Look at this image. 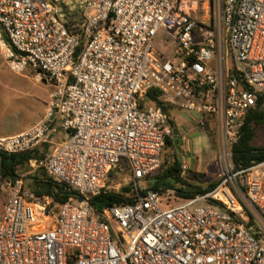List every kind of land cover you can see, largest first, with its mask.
I'll return each instance as SVG.
<instances>
[{"label": "built area", "instance_id": "2783aa9c", "mask_svg": "<svg viewBox=\"0 0 264 264\" xmlns=\"http://www.w3.org/2000/svg\"><path fill=\"white\" fill-rule=\"evenodd\" d=\"M81 4L73 33L65 0H0L3 61L50 88L42 119L0 137V153L47 145L31 167L72 194L54 206L21 178L6 181L0 264H264V161L237 171L231 151L256 95L264 99V0H218L214 29L193 16L197 0ZM159 31L172 40L169 59L153 51ZM149 91L197 128L214 123L223 172L209 193L170 205L137 188L162 166L171 133L163 111L144 103ZM116 170L129 175L132 203L95 213L90 200L109 192Z\"/></svg>", "mask_w": 264, "mask_h": 264}, {"label": "rangeland", "instance_id": "374dc122", "mask_svg": "<svg viewBox=\"0 0 264 264\" xmlns=\"http://www.w3.org/2000/svg\"><path fill=\"white\" fill-rule=\"evenodd\" d=\"M66 5L63 7V14L67 20V26L71 28L72 25L80 24L82 19V0H65ZM199 4L198 12L193 15L199 24L204 22L207 26L214 29L217 24V4L218 0H197ZM60 7L64 4H58ZM204 8V10H202ZM224 41H226L227 62L231 64V52L228 46V35L224 32ZM152 48L158 57L169 59L173 56L174 46L172 40L163 31H159L152 42ZM49 86L35 78L34 74L18 76L10 72L7 65L0 55V136H9L26 130L28 127L42 119L45 114L49 102ZM213 126L208 129L198 128L202 133L200 140L196 136L191 137L192 143L184 141H172V146L165 148L162 159L163 167L171 164L172 154L174 150H178L179 163L184 160L188 162L194 159L201 167L200 173L195 174L200 176V181L193 178V173L189 174L187 171L182 174V178L189 183H194L202 187H207L213 182L219 181V176L223 172V165L219 159V144L216 140V128ZM187 127V126H186ZM188 128H194L193 125H188ZM214 136V137H213ZM195 140V141H194ZM257 143L264 146V127L257 131ZM48 147L47 145H44ZM43 147V146H42ZM26 174L22 175L23 190L26 193L36 195L38 191L42 190L35 187L31 180L27 179L36 174L37 170L41 168L31 167ZM129 175L126 170H116L109 175L107 186L109 192L118 193L122 189L126 192H131V186L128 182ZM8 181L0 177V208L4 199L8 197V190L4 183ZM137 188L144 190L146 187V180L137 182ZM130 195V194H129ZM163 196L169 197L170 205H177L182 202L176 199L173 193H168ZM6 201V200H5ZM206 204H197L195 207H201ZM2 213V211H1ZM96 219V216H93ZM256 232L253 234L255 235ZM259 234V233H257ZM124 246L122 249L124 250Z\"/></svg>", "mask_w": 264, "mask_h": 264}, {"label": "trees", "instance_id": "16d2710c", "mask_svg": "<svg viewBox=\"0 0 264 264\" xmlns=\"http://www.w3.org/2000/svg\"><path fill=\"white\" fill-rule=\"evenodd\" d=\"M71 31H73V33L75 32V30ZM78 51L79 49H77V52ZM158 97V92L149 91L144 97V103L146 105L160 108L166 115L168 106L164 105ZM211 122L212 121H208L206 123L205 127L207 129L210 126H213ZM262 127H264V99L261 96L256 95L255 104L244 119L243 125L238 134L237 142L231 149L235 170H244L264 161V146L257 143V131ZM173 133L174 130L171 128L170 135L165 139L162 155L166 147L169 148L172 146L171 140H173ZM47 150L46 146H41L31 152L23 154L7 155L0 153V177L8 181L22 178V175L26 174L30 169V161H38L42 159ZM188 173L192 174L191 172ZM192 176L196 181H200V176L195 174ZM27 179L31 180L35 187L42 190V192L38 191L36 196L44 195L50 197L54 206L61 205L72 195L63 184H59L52 180L43 169L37 170L35 175ZM218 182L219 181L213 182L207 187L187 182L182 178L178 150H174L171 164L167 167H163L162 164L157 172L146 179V187L162 195L173 193L176 199L186 201L194 199L196 196H202L209 193ZM132 200L131 193L122 189L118 193L107 192L93 197L90 200V206L95 213H100L106 207L131 204ZM208 204L214 205L213 202H208Z\"/></svg>", "mask_w": 264, "mask_h": 264}, {"label": "crops", "instance_id": "0c3cea01", "mask_svg": "<svg viewBox=\"0 0 264 264\" xmlns=\"http://www.w3.org/2000/svg\"><path fill=\"white\" fill-rule=\"evenodd\" d=\"M166 116L168 118V122H169L170 128H172V130H174V133L172 135V139L174 141H177L179 143V141L186 140V141L192 143V140H191L192 136L193 137L196 136L197 140H200L201 135L203 136V133L195 126L193 117H191V116H189L187 114H184V113L180 112L179 110H177L176 108L171 107V106H168V109H167V112H166ZM188 125H190V126L193 125L194 128L193 129L192 128H188ZM30 127H28V128H30ZM26 130H24V131H26ZM24 131H21L19 133H22ZM19 133H16L14 135H17ZM9 136H13V135H9ZM0 137H7V136H0ZM47 149H48V147H47ZM182 164L186 165V167L188 169L187 172H191L193 174L200 173L201 167L194 159H190V160H188V162L182 160L180 162V166ZM5 200L6 199H4V202L2 203V206L4 205ZM0 201H1V196H0ZM1 209H2V207L0 208V211H1Z\"/></svg>", "mask_w": 264, "mask_h": 264}]
</instances>
